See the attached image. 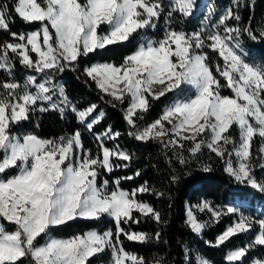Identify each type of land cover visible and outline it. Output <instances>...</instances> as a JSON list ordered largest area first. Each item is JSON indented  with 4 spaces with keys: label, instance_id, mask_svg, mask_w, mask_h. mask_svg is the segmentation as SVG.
<instances>
[{
    "label": "snow or ice",
    "instance_id": "snow-or-ice-1",
    "mask_svg": "<svg viewBox=\"0 0 264 264\" xmlns=\"http://www.w3.org/2000/svg\"><path fill=\"white\" fill-rule=\"evenodd\" d=\"M195 6L196 0H170L167 5L163 0L0 3V32H9L12 38L0 43V73L7 76L0 81V264H91L92 258L106 252L111 253L109 264H166L164 256L147 260L124 247L125 240L145 244L161 239L160 232H137L131 225L139 224L141 218L163 223L161 212L137 197L145 193L162 197L164 193L147 181L131 191L120 187L121 179L131 180L141 174L139 170L134 176L114 180L111 189L107 179L99 182L102 171L127 168L133 159L118 144L106 146L105 141L120 137L119 131L109 125L95 134L96 155L85 149L79 129L53 139L35 133L19 136L13 131L15 125L29 120L31 113L56 111L63 117L70 110L81 125L94 132L104 113L97 115L95 104L84 109L73 104L65 88L55 83L56 75L74 70L81 57L156 27L161 17L168 25L162 39L141 43L120 65L85 67V76L111 97L108 102L113 107L127 102L123 119L130 129L128 135L136 141L159 142L164 150L174 152L182 165L207 149L224 162V171L238 184L264 194V180L255 178L252 162L254 138L264 141V64H249L239 54L242 36L264 41V22L254 31V17L247 23L243 20L241 10L254 8V0H230L215 22L210 17L217 14L216 9L209 6L204 26L198 31L186 33L170 26L175 13L187 18ZM11 12L26 23L38 22L39 27L27 33L11 32ZM209 50L223 63L213 67ZM14 60L35 73L23 84L12 78ZM184 86L194 90V95L176 100L159 118L139 126L137 121H144L151 108L149 98L182 95L188 90ZM224 89L231 95H224ZM233 126L239 129L238 141L231 135ZM185 148L189 157L183 155ZM259 155L264 169V143ZM202 170L209 172L211 167L203 165ZM205 211L210 220L200 221L196 212ZM105 216L114 222V229H93L68 238L51 235L53 228L68 222ZM229 216L236 219L214 243H206L219 248L238 234L255 233L247 243L228 250L224 260L226 264H264V253L253 255L264 249V219L245 215L236 206L220 208L200 201L187 206L185 224L201 235L210 223ZM184 257L187 264H212L200 254L193 258L188 248Z\"/></svg>",
    "mask_w": 264,
    "mask_h": 264
},
{
    "label": "trees",
    "instance_id": "trees-1",
    "mask_svg": "<svg viewBox=\"0 0 264 264\" xmlns=\"http://www.w3.org/2000/svg\"><path fill=\"white\" fill-rule=\"evenodd\" d=\"M8 2L14 4L15 0H0V3ZM167 5L170 0H163ZM251 3V0H249ZM230 5V0H196L193 14L185 18L179 13H175L171 20V27L177 31L191 33L198 31L204 26L206 10L212 6L217 10ZM241 15L245 23L248 22L250 16L254 17L251 26L254 31L264 22V0H254V8L248 7L241 10ZM11 23L10 31L16 33H27L34 31L39 27L38 22L26 23L14 12L10 13ZM233 23V22H230ZM166 25L163 17L157 21V26L153 30H140L134 34L128 41L120 42L114 45L106 46L104 49L96 50L86 57L79 58L75 69H66L63 73H59L55 77V83L61 82L65 91L72 101L80 109L86 108L91 104L97 105V113H104V118L99 125L95 127L94 132H89L84 125H81L75 118V114L67 110L63 117L59 112H34L31 113L30 119L22 121L15 125L13 131L23 136L28 133H35L42 138H58L66 133H71L79 129L82 133V139L85 149L92 152L93 155L98 153V142L95 140V134L103 131L109 125L113 131H119L120 137L115 141H105L106 146L114 147L119 145L122 149L131 153L133 159L127 168H116L111 173L101 172L99 182L107 179L110 189L114 187L112 182L117 178L126 176H134L139 170V176H135L131 180L121 179L120 187L130 191L141 186L145 181L151 188L164 193L162 197L150 194H138V199L147 201L156 210L160 211L163 217V223L157 224L150 218H141L139 224L131 225V229L137 232H146L153 234L161 233V239H155L145 244L130 242L125 240L124 247L129 252H134L140 256L151 260L155 256H164L166 264H187L184 257V249L188 248L192 257L200 254L202 257L210 260L212 264H226L224 256L226 252L234 246L247 243L252 235L238 234L227 242L225 246L214 248L206 241L214 243L215 238L220 234L234 219V216L224 217L219 223H210L201 235L194 234L185 224L186 207L195 205L199 201H209L212 205L224 207L238 203L240 210L252 216L254 219H264V194L252 189L250 186L238 184L233 177L224 171V162L204 149L197 158H189L187 164H180L177 156L171 150H164L162 145L157 141L140 142L136 141L128 135L129 126L123 119V109L127 107V102L123 105L117 103L115 107L108 101V97L101 93L95 83L85 76L84 68L95 62L112 63L120 65L124 57L130 55L144 40L146 39L160 40L164 36ZM9 32H0V43L11 40ZM241 49L239 53L249 64H264V41H252L246 36L241 37ZM210 52V50H209ZM213 67L215 63H223L218 54H211ZM31 70L23 68L14 60L13 79L20 83H24V79L28 75H33ZM42 76H37L38 80H42ZM7 79L6 74L0 73V81ZM34 91V89H31ZM193 92H188L186 97ZM224 95H231L229 89L223 90ZM181 95L176 93H168L158 100H151V108L145 114L144 121H137L140 127H144L147 123H151L159 118L163 108L172 100L179 98ZM103 97V98H102ZM39 105V104H38ZM37 105V107H39ZM231 135L237 141L239 140V129L233 126L230 130ZM190 145H186V148ZM261 146L260 138H254L252 154H253V175L259 180H264V169L260 167L259 148ZM183 151L185 157H189L187 150ZM179 151V150H178ZM118 163H122L117 161ZM203 165H210L211 171L204 172ZM10 174H15L10 172ZM173 177L176 179L173 181ZM240 197H244L241 201ZM139 215V214H136ZM199 219L210 220L209 216H198ZM114 229V222L103 217L100 220H84L77 219L68 222L66 225L52 229L51 235L55 238H68L77 233L93 230L102 232L108 228ZM126 228L128 226H125ZM11 230V228H9ZM258 231V226L257 229ZM264 253V249L260 252H254L253 255ZM111 259V253L98 254L91 259V264H107Z\"/></svg>",
    "mask_w": 264,
    "mask_h": 264
},
{
    "label": "rangeland",
    "instance_id": "rangeland-1",
    "mask_svg": "<svg viewBox=\"0 0 264 264\" xmlns=\"http://www.w3.org/2000/svg\"><path fill=\"white\" fill-rule=\"evenodd\" d=\"M228 6H225V7H223V8H221V9H219V10H217L216 11V13L217 14H214V15H212L211 17H210V20H211V22H215L217 19H218V14L220 13V12H222L225 8H227ZM206 15L208 16V11L206 10ZM106 27L107 26H104V28L102 29V30H104V29H106ZM208 27H211V24L209 23L208 24ZM148 29H150V30H153L154 28H148ZM142 39L144 40L142 43H146L148 40H154V39H146V36H143L142 37ZM154 41H156V40H154ZM139 46H140V44H139ZM138 46V47H139ZM137 47V48H138ZM136 48V49H137ZM136 49H135V51H136ZM134 51V52H135ZM132 54V53H131ZM35 54H33V56H34ZM186 89H188V86H184ZM193 92V94L192 95H194V90H191V89H188V90H186L179 98H176V99H174V100H172L169 104H167L164 108H163V110L166 108V107H168L169 105H171V104H173L176 100H182V99H185V98H187L186 97V95H187V93L188 92ZM39 106V105H38ZM163 112V111H162ZM167 126V125H166ZM260 141H261V143H264V141H262L261 140V138H260ZM111 148V147H110ZM131 191V190H130ZM202 201V200H201ZM200 202V201H199ZM198 204V203H197ZM196 205V204H195ZM227 206H236V207H240L239 205H238V203L236 202V203H234V204H231V205H226V206H224V207H220V208H225V207H227ZM213 207H219V206H215V205H213ZM186 209H187V207H186ZM195 211V210H194ZM241 211V210H240ZM245 215H248V214H246V213H244ZM196 215H197V217L198 216H209L210 217V214L208 213V212H203V213H200V212H196ZM107 217V216H106ZM199 219V218H198ZM234 219H236V217L234 216ZM200 221H206V220H204V219H199ZM107 264H109V262L107 263Z\"/></svg>",
    "mask_w": 264,
    "mask_h": 264
},
{
    "label": "crops",
    "instance_id": "crops-1",
    "mask_svg": "<svg viewBox=\"0 0 264 264\" xmlns=\"http://www.w3.org/2000/svg\"><path fill=\"white\" fill-rule=\"evenodd\" d=\"M133 53V52H132ZM105 62H95V63H92V64H90L89 66H91V65H93V64H104ZM112 64V63H111ZM89 66H87V67H89ZM43 79V78H42ZM57 84H59V85H61V82L60 81H57L56 82ZM84 109V108H83ZM97 115H99V114H97Z\"/></svg>",
    "mask_w": 264,
    "mask_h": 264
}]
</instances>
